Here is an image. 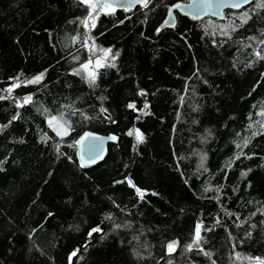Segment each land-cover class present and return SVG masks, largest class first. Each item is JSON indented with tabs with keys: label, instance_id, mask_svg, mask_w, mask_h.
Here are the masks:
<instances>
[{
	"label": "trees",
	"instance_id": "1",
	"mask_svg": "<svg viewBox=\"0 0 264 264\" xmlns=\"http://www.w3.org/2000/svg\"><path fill=\"white\" fill-rule=\"evenodd\" d=\"M183 1L98 10L86 30L80 0H0V95L9 97L0 100V264L264 257V134L252 136L262 131L254 122L264 107V60L255 52L264 54V8L253 0L222 22L177 15L175 30L157 31L168 7ZM244 12L251 19L223 35ZM90 40L96 54L119 53L93 86L73 74L89 59ZM45 70L41 83L5 91L13 78ZM25 95L33 102L24 107L11 101ZM61 112L63 137L47 122ZM85 131L119 138L89 170L75 157ZM197 224L202 240L189 251ZM95 227L102 231L89 236ZM172 241L178 248L169 254Z\"/></svg>",
	"mask_w": 264,
	"mask_h": 264
},
{
	"label": "snow or ice",
	"instance_id": "2",
	"mask_svg": "<svg viewBox=\"0 0 264 264\" xmlns=\"http://www.w3.org/2000/svg\"><path fill=\"white\" fill-rule=\"evenodd\" d=\"M193 2H195V0H193ZM253 2V0H200V4L198 5V7L201 9V11H203L205 14H207V12L209 10L215 9V11L213 12L214 15H220L221 14V10L223 8H233V9H240L242 7H244L245 5L251 4ZM81 4H84L88 7L89 11H88V16L81 21L85 27V29H90L91 27H95V24L91 21H93L96 16L99 15V11H104L105 14H112L116 11V7L117 5L110 3L109 0H80ZM138 3L141 4L142 6H147L148 4V0H128V3L126 4H120L119 7L123 8L124 11H129L130 8L132 7L133 4ZM174 7L179 8L180 5H174ZM255 7L256 8H264V0H256L255 3ZM99 9V11H98ZM95 13V16H94ZM169 17L172 16V12L169 9L168 12ZM200 13L197 12V14L195 16H193L194 19L199 18ZM251 19V16H249V14L247 12L242 13V15L240 16V25H233V24H227L224 25L222 28V34L225 36L229 35V32L227 31V29L231 28L233 31L236 30L237 27L242 26L243 24H246L248 22V20ZM122 22V21H121ZM169 23H173L172 20L169 21ZM157 31H159V29H157ZM249 40H256V37H249ZM260 44H264V40H260L259 41ZM87 41H85V47H87ZM95 45H92V49H95ZM103 52V57H99L96 58L95 60L93 59H89L84 63H81L79 68L73 69V74L75 75H81L82 78L85 80V82H87L90 86L95 85L97 77H98V70L100 68L103 67H115V65L113 63H109V59L110 60H115V58L119 55V53H115L112 54V49L108 48V49H102L101 50ZM255 55L257 57V59L259 60H264V54H261V52H255ZM73 59H78L77 57H74ZM47 70H45L44 72H40L39 74H36L35 76L31 77V78H25V79H21L20 77H15L13 78L15 81H17L16 83H13L10 87H8L5 91L7 93H9V95L13 92V90L15 88L20 87L21 85H29V84H39L42 82V80L44 79L45 73ZM143 94V93H141ZM8 96H4V95H0V100H4V99H8ZM16 106L17 107H24V105L30 104L33 102V97L32 95H25L22 98V102L21 100H16ZM67 107V106H66ZM128 108L130 109H135V105L132 103H129ZM148 108V104L146 103L144 105V109ZM101 111H106V109H101ZM44 112L47 113L48 109H44ZM145 115L147 114V112L144 113ZM257 116L261 117L262 119L259 121H255L254 123L259 125V128L262 130L261 132H253L252 136H256L258 134H264V107H262L257 113ZM13 120L17 119V116H14L12 118ZM251 119V116H250ZM47 122L49 124L50 127H53V130L56 131V134L58 136H66L68 135V131H69V126L67 124V121L64 119V113H58L57 115H49L47 117ZM9 123H11V121H9ZM0 127H7V125H3ZM253 124L250 123L248 125V128H252ZM136 131V140L137 143H141L143 142L144 136L142 133L139 132V130H135ZM129 135H132L133 133L130 131L128 133ZM91 137V134L86 133L84 136H81L79 140L74 141V145H78L81 144L85 139ZM92 139H98L97 137H91ZM42 139H44L42 137ZM109 139L115 140L116 137L115 136H111L109 137ZM248 143V138H245L244 140V144L243 146L246 147ZM59 147V146H57ZM237 148H242L241 144H237L236 145ZM90 152L95 153L92 158H91V162L95 163L96 160L98 158L102 159V156L100 154V152L96 151V146L92 145L90 146ZM242 153H237V158H239V156ZM0 163H2V161H0ZM85 164L83 163V157H81V167H84ZM203 166V165H202ZM206 170V169H205ZM242 175H244V173H242ZM131 181H129V184L131 185ZM137 193L141 195V198H143V194L141 193V190L139 188L136 189ZM205 191H208V189H205ZM264 214V213H262ZM102 231L101 228L99 227H95L93 229H91V231L88 233L89 236H92L93 233L96 232H100ZM250 235V234H249ZM202 240L201 237V225L197 224L196 228H195V235H194V239L192 241V243L188 244L186 246L187 250L191 251L193 246L196 245L198 246L200 244ZM175 245L176 242H169L167 244V249L169 254H171L172 252L175 251ZM76 252L74 251L72 253V256H76ZM206 255H210L208 253H206ZM247 259L249 261H251V264H264V257L262 256H255V257H247ZM213 264H215V262L213 261Z\"/></svg>",
	"mask_w": 264,
	"mask_h": 264
},
{
	"label": "water",
	"instance_id": "3",
	"mask_svg": "<svg viewBox=\"0 0 264 264\" xmlns=\"http://www.w3.org/2000/svg\"><path fill=\"white\" fill-rule=\"evenodd\" d=\"M109 2L117 5L116 8L123 9V8L119 7V5L128 3V0H109ZM199 4H200V0H195V2H193V0H188L185 2H177V3L173 4L172 6L168 7L166 14H165V17L159 26V30L160 31L175 30L176 25H177V15H179L180 17H183V18H187L191 22H200L206 18H210V19H214L216 21L222 22V21L226 20L225 13L227 11L238 12V11H241L242 9H244L250 5V4L245 5L244 7L240 8V9H233V8H227L226 7V8H223L221 10L220 15H214L213 12L215 11V9L209 10L207 12V14H205L198 7ZM139 5L140 4H138V3L133 4L132 7L130 8V10L135 8L136 6H139ZM174 5H180V7L177 8V7H174ZM169 9L172 12L171 17H169V15H168ZM197 12L200 13L199 18L194 19L193 16H195L197 14ZM170 20H172L173 23H169ZM86 133L91 134V137H97L98 139L94 140L91 137H89V138L85 139L81 144L75 145V147H76L75 157H76V160H77L79 167L82 170H89V169L103 163L104 160L106 159L107 155H108L109 145H116V144H118V141H119V138L114 134L101 135V134H98V133H95L92 131H85L83 134H81L79 136V138L77 140H79L80 137L84 136ZM111 136H115L116 139L115 140L109 139V137H111ZM92 145L96 146V151L100 152V154L102 156V159L98 158L95 163L91 162V158L95 154L93 152H90V150H89L90 146H92ZM81 157H83V163L85 164L84 167H81ZM175 242H176L175 247L178 248V242L177 241H175Z\"/></svg>",
	"mask_w": 264,
	"mask_h": 264
},
{
	"label": "rangeland",
	"instance_id": "4",
	"mask_svg": "<svg viewBox=\"0 0 264 264\" xmlns=\"http://www.w3.org/2000/svg\"><path fill=\"white\" fill-rule=\"evenodd\" d=\"M186 1H188V0H186ZM150 2H151V0H150ZM150 2H149V4H150ZM183 2H185V1H183ZM104 12V11H103ZM89 42H91V40L90 41H88V46L86 47V50H87V52L89 53V59L91 58V59H93V60H95L96 58H99V57H103V52H101V53H99V54H96L97 53V48L95 47V49L93 50L92 49V45L94 44V43H89ZM96 54V55H95ZM88 59V60H89ZM5 96H7V95H5ZM11 101H16V100H14V99H11Z\"/></svg>",
	"mask_w": 264,
	"mask_h": 264
},
{
	"label": "flooded vegetation",
	"instance_id": "5",
	"mask_svg": "<svg viewBox=\"0 0 264 264\" xmlns=\"http://www.w3.org/2000/svg\"><path fill=\"white\" fill-rule=\"evenodd\" d=\"M149 2H150V0H148V4H147V6H142V5L140 4L139 6H136V7H148ZM98 10H99V9H98Z\"/></svg>",
	"mask_w": 264,
	"mask_h": 264
}]
</instances>
